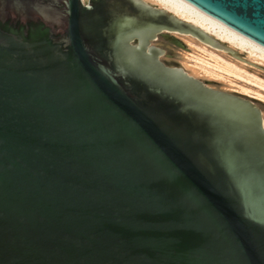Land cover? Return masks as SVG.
Listing matches in <instances>:
<instances>
[{
	"label": "water",
	"instance_id": "water-1",
	"mask_svg": "<svg viewBox=\"0 0 264 264\" xmlns=\"http://www.w3.org/2000/svg\"><path fill=\"white\" fill-rule=\"evenodd\" d=\"M264 47V0H184ZM228 43L143 0H0V264H264L251 98L161 59Z\"/></svg>",
	"mask_w": 264,
	"mask_h": 264
},
{
	"label": "rangeland",
	"instance_id": "rangeland-1",
	"mask_svg": "<svg viewBox=\"0 0 264 264\" xmlns=\"http://www.w3.org/2000/svg\"><path fill=\"white\" fill-rule=\"evenodd\" d=\"M174 35L185 48L158 38L153 43L165 52L161 60L180 66L209 86L245 95L260 107L264 121V64L232 48L224 51L206 46L194 37ZM193 69V70H192ZM195 70V72H194Z\"/></svg>",
	"mask_w": 264,
	"mask_h": 264
},
{
	"label": "bare ground",
	"instance_id": "bare-ground-1",
	"mask_svg": "<svg viewBox=\"0 0 264 264\" xmlns=\"http://www.w3.org/2000/svg\"><path fill=\"white\" fill-rule=\"evenodd\" d=\"M147 3L154 4L161 7L179 18L187 21L199 28L206 33L214 36L215 38L228 43V45L236 48L238 51L245 52L248 58H252L259 63L264 64V47L255 43L254 41L246 38L245 36L237 33L233 29L227 27L223 23L203 13L196 7L185 2L184 0H143ZM178 33V32H174ZM193 37L186 33H178ZM176 35V34H175ZM195 38V37H194ZM204 45L207 43L202 42ZM193 70V69H192ZM195 72V70H194ZM264 124V121H263Z\"/></svg>",
	"mask_w": 264,
	"mask_h": 264
},
{
	"label": "flooded vegetation",
	"instance_id": "flooded-vegetation-1",
	"mask_svg": "<svg viewBox=\"0 0 264 264\" xmlns=\"http://www.w3.org/2000/svg\"><path fill=\"white\" fill-rule=\"evenodd\" d=\"M88 0H84V2H87ZM172 34H176V35H181V34H178V33H172ZM174 36V35H173ZM158 38H161V39H164L170 43H172L170 40H168L167 38L163 37V36H159ZM179 47V46H178ZM165 55V52H163V54L161 56H164ZM165 64H167V62H165V60H162ZM168 65V64H167Z\"/></svg>",
	"mask_w": 264,
	"mask_h": 264
}]
</instances>
